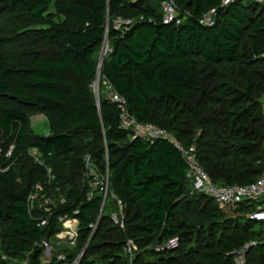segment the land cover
I'll use <instances>...</instances> for the list:
<instances>
[{
  "label": "trees",
  "instance_id": "trees-1",
  "mask_svg": "<svg viewBox=\"0 0 264 264\" xmlns=\"http://www.w3.org/2000/svg\"><path fill=\"white\" fill-rule=\"evenodd\" d=\"M175 1L179 25L164 22L162 0H0V15L19 17L21 31L46 27L42 39L57 49L56 57L31 53L18 63L0 55V139H11L16 147L12 158H0V224L9 225L1 253L15 262L0 258V264H22L28 256L32 264H41L43 251L37 244L60 230V216L76 210L80 221L76 253L90 239V224L100 217L79 264H129L124 253L128 240L137 245L136 264H184L182 259L189 264H233L234 252L251 241L258 244L250 251L248 264L251 257L264 264L263 227L251 231L259 222L247 219L242 226L241 217L233 215L247 214L255 205L222 210L210 197L194 192L189 165L171 141L133 137L120 128L117 105L101 93L98 102L92 91L107 42L110 52L102 60L103 80L126 98L139 123L167 130L186 148L195 145L199 163L217 185H249L260 177L264 124L262 134L255 135L251 128H259L254 116L264 119L258 105L264 97V5L255 0L227 6L224 0ZM212 10L214 24H203ZM119 17L132 24L116 28ZM246 42L251 44L250 53L244 52ZM201 63L232 66L230 74L239 80L222 82L231 75L221 68L207 73ZM220 105H226L231 115L227 126L231 130L241 126L242 137L236 142L225 137L218 141L213 135L206 142L196 139L191 119L203 128L211 119L203 117L202 110ZM35 111L46 116L50 135L32 133L30 113ZM32 149L39 152L41 164L30 157ZM88 155L96 173L108 176L103 209L101 190L87 199ZM19 163L24 168L17 173ZM37 185L48 196L63 194L66 199L44 228L39 225L44 213L28 200ZM119 201L124 229L112 220L120 211ZM198 213L225 221L226 232L219 233L214 244L194 245L180 255L155 251L156 245L171 238L183 242L191 236L181 218ZM257 233L261 238L254 237ZM153 255L159 260L143 258Z\"/></svg>",
  "mask_w": 264,
  "mask_h": 264
},
{
  "label": "built area",
  "instance_id": "built-area-1",
  "mask_svg": "<svg viewBox=\"0 0 264 264\" xmlns=\"http://www.w3.org/2000/svg\"><path fill=\"white\" fill-rule=\"evenodd\" d=\"M137 1V0H132ZM258 4L264 5V0H255ZM233 3V0H224L223 5L227 6ZM163 20L166 24H181L182 19L180 17L179 9L177 7L175 0H162L161 2ZM216 16V11L212 10L206 14L202 20V23L208 26L214 24V18ZM132 24L131 20L123 19L121 17L115 20V27L120 29L122 27H128ZM110 52V46L107 42L104 43L101 59L108 55ZM93 91V89H92ZM95 95V90L93 91ZM100 99V92L97 95ZM106 98L115 103L120 110V128L123 130L130 131L133 137H143L146 139L155 138H165L171 141L178 151L181 153L183 158L189 165L188 177L193 183L194 192L204 194L210 197L213 201L217 203L222 210H232L237 211L243 204L255 205L253 211L247 213V218L253 222H259L264 224V171L260 177L253 183L249 185H231L223 186L215 184L209 174L204 170L197 158V150L195 145L190 148H186L180 141H178L171 133L167 130L159 128L151 124H141L139 123L130 113L128 108V103L125 97L119 95L115 92L110 85L107 84V94ZM98 99V100H99ZM15 145L11 144L8 146L7 151L4 153L3 149L0 147V158L10 159L14 155ZM30 156L39 164L40 155L36 149L30 151ZM86 168L88 170L87 177L90 179V191L88 193L87 199L91 200L97 190H101L104 194V202L102 204V209L105 205V200L109 193V181L108 176L103 177L100 174L93 172L91 165V157L88 155L85 158ZM50 181L54 180V176L49 173ZM45 188L41 185H37L35 189L29 195V203L32 208H38L44 213V217L40 219V227L44 228L49 225V220L56 212L58 208L52 203V198H48L45 193ZM114 197V196H113ZM48 198V199H47ZM47 199V200H46ZM49 201L51 203H49ZM65 201V200H64ZM120 211L119 213L112 215L113 222L124 229L125 214L121 202L119 201ZM79 211L76 210L72 215L65 214L58 218V225L60 230L57 231L52 236L42 240L37 246H39L42 251L41 264H49L56 258V264H79L83 258L85 251L91 241L93 235L95 234L100 217L96 223L90 224L91 229L90 239L86 245L82 248L80 252H77L80 239V221L77 218ZM264 230V227H263ZM179 243V238L174 237L168 241L156 245L155 251L157 253H162L167 250L174 249ZM256 241H251L244 244L238 250L234 252L233 264H248V255L250 251L257 246ZM138 252L137 245L133 240H128L125 247L124 253L128 257L129 264H136L135 258ZM75 255L74 258L71 256ZM0 258L4 261H14L7 255L0 253ZM22 264H32L30 257Z\"/></svg>",
  "mask_w": 264,
  "mask_h": 264
},
{
  "label": "rangeland",
  "instance_id": "rangeland-1",
  "mask_svg": "<svg viewBox=\"0 0 264 264\" xmlns=\"http://www.w3.org/2000/svg\"><path fill=\"white\" fill-rule=\"evenodd\" d=\"M237 1H243V0H233V2ZM246 1V0H245ZM20 21L19 17L16 16H9L5 13L0 15V55H6L11 59L12 63H18L19 60L25 59L31 56V53H36L39 56L42 57H56L57 56V49L54 46L48 45L44 43L42 39V30H44L46 27H31L28 30L21 31L18 28V25ZM245 46V53H250L251 49L249 48L251 46L250 42H246ZM202 67L205 68V70L208 72H213L215 69L221 68L223 69V72L227 73L229 75L231 72H233L234 67L229 65H222L221 67H216L210 64H203L201 63ZM219 75V73H218ZM231 76H224L222 77V82L226 81L230 84L238 82L239 78L234 73V75L230 74ZM209 82V81H208ZM213 85L216 81H211ZM93 91L95 90V97L97 101L99 102L98 91L101 93V95L107 94V83L103 80L102 75V62L100 61L97 69V76L92 84ZM99 99V100H98ZM257 107L258 112L262 111V116L264 117V97L259 99ZM202 109V108H201ZM260 110V111H259ZM203 117L209 116L210 121L203 126V128H197V122L193 118L191 119V125L192 130L196 133V139H200L203 142L208 141V136L213 135L216 137V139L219 141L220 138H224L225 140L230 142H236V139L241 138L242 134L239 133L242 128H239L241 126H237L236 130H231L227 123L229 119H231V115L229 114L228 108H226V105H220L217 109L206 108L205 110H202ZM255 119V125H258V129L250 126L249 124H240L246 127H252L251 131L254 130L255 135L257 133L262 134V128L264 124V119L261 121L260 118L254 116ZM260 120V121H259ZM258 121V122H257ZM30 129L33 134L40 135V136H48L50 135V128L48 124V120L46 116L39 112H31L30 113ZM238 129V130H237ZM253 129V130H252ZM12 140L1 138L0 139V147L3 149L4 153L7 151V148L9 145H11ZM31 157V156H30ZM27 163L30 160H26ZM86 166V165H85ZM24 168L22 163L17 164L16 169L17 173H20L21 169ZM88 172L87 168H85ZM93 172L96 173L94 168L92 167ZM24 170V169H23ZM46 194V193H45ZM47 195V194H46ZM48 196V195H47ZM48 198H52V203L55 204L57 207H61L66 205V199L65 196L58 195V196H52L50 195ZM47 198V199H48ZM46 199V200H47ZM65 200V201H64ZM49 203H51L49 201ZM235 217H241V224L242 226H245L247 224V215L245 213H233ZM185 231H188V234L191 236H185V240L182 242L179 240L178 245L172 249L167 250L169 252H172L173 256L180 255L183 252H186L191 246L198 245L202 246L206 243L214 244L217 236L221 232H226L227 228L225 221H222L218 218H212L207 217L204 218L201 216V214H194L191 217L184 215L182 218ZM228 227H230V224L226 223ZM264 227V224L262 223H255L254 226H252L251 231L258 232L261 230V228ZM9 230V225L7 224H0V253H1V246H2V240L3 236L6 231ZM253 233V232H252ZM255 238H261V236L257 234H253ZM164 243V242H163ZM166 252V251H164ZM170 254V255H171ZM184 255V254H183ZM143 258L146 261H158L159 258L157 255L153 256H143ZM182 263L189 264L187 260L182 259ZM251 264H258L256 259L254 257H251L250 259Z\"/></svg>",
  "mask_w": 264,
  "mask_h": 264
},
{
  "label": "water",
  "instance_id": "water-1",
  "mask_svg": "<svg viewBox=\"0 0 264 264\" xmlns=\"http://www.w3.org/2000/svg\"><path fill=\"white\" fill-rule=\"evenodd\" d=\"M101 62H102V59H101Z\"/></svg>",
  "mask_w": 264,
  "mask_h": 264
}]
</instances>
